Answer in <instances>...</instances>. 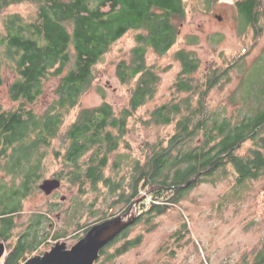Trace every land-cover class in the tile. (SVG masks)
Here are the masks:
<instances>
[{"label":"trees","instance_id":"1","mask_svg":"<svg viewBox=\"0 0 264 264\" xmlns=\"http://www.w3.org/2000/svg\"><path fill=\"white\" fill-rule=\"evenodd\" d=\"M219 1L198 0L208 8ZM25 2L33 6L31 14L8 11L11 5ZM232 5L243 28L251 27L257 38L264 29V0H233ZM185 16V0H0V88L7 84L13 102L9 107L0 103V240L6 246L3 264H22L42 242L39 229L48 221L43 212L32 213L27 228L12 243L9 241L14 237L17 218L24 213L22 202L44 179L51 153L62 162L53 176L78 184L81 192L95 190L102 183L115 196L113 204L129 206L140 196V189L152 191L156 201L148 206L143 202L138 216V221L143 217L152 227L153 218L172 208L186 189L217 171L225 175L228 166L236 175L234 188L264 177V78L257 90L253 86L245 89L249 75V69H245L226 103L219 109L210 108L207 97L211 89L229 83L231 71L242 68L241 61L247 54L236 56L225 67H211L196 79L200 59L185 48L174 52L179 71L171 97L156 104L146 120L147 124H173V133L166 143L148 144L142 163L134 161L129 192L123 189L122 181L104 174L128 131L129 118L155 98L160 72L167 69L148 64V52L167 54L178 40L179 23ZM129 32H135V44L128 59L116 64V77L129 86L127 105L119 113L106 100L81 108L65 128L61 147L57 148L54 141L62 123L93 85L97 63ZM194 41L191 38L189 43ZM54 80L55 98L47 110L40 112L39 99L45 94L46 83ZM182 93L186 96L179 97ZM119 166L120 161L115 160L113 167ZM110 216L113 214L101 220ZM91 225L78 224L77 230L85 228L86 232ZM130 228L100 250L102 256L113 243L125 238L103 263L140 242L141 235L126 239ZM182 228L188 231L185 222ZM184 233L176 230L169 237L177 240ZM51 237L56 240L61 236ZM163 252L169 258L174 254L170 248ZM256 264H264V259Z\"/></svg>","mask_w":264,"mask_h":264},{"label":"rangeland","instance_id":"2","mask_svg":"<svg viewBox=\"0 0 264 264\" xmlns=\"http://www.w3.org/2000/svg\"><path fill=\"white\" fill-rule=\"evenodd\" d=\"M232 2L233 0H220L208 8L204 2L185 0L186 16L179 23L180 34L177 42L163 56L148 52V64H156L160 70L167 69L160 72L155 98L139 107L129 118L128 131L118 150L110 157L104 173L114 181H122L126 192H129L128 182L134 161L140 160L142 163L146 158L148 144L159 141L166 143L173 133V124H147L146 120L156 104L171 97V86L179 71V63L174 58L175 51L185 48L195 52L200 59L196 79H201L211 67H225L236 56L247 54L241 61L242 68L231 71L229 83H219L211 89L207 97L210 108L219 109L226 103V98L238 84L241 72L245 69H249V75L244 88L253 86L257 90L260 86L264 78V29L254 38L251 27L243 28ZM32 10L33 6L28 2L11 5L8 9L11 13L20 12L23 15L31 14ZM263 22L264 20L261 24H264ZM134 34L135 32H129L115 42L97 63L93 85L83 93L79 103L68 112L62 123L59 137L54 141L57 148L61 147L65 128L75 119L81 108L97 106L106 100L119 113L121 108L127 105L129 86L120 83L116 77V64L120 59H128L130 49L135 44ZM191 38L195 41L189 43ZM55 86L56 80L46 83L45 94L40 97L37 105L40 112L51 106L55 98ZM185 96L186 93L179 94V97ZM0 103L3 107L13 105L8 96L7 84L0 88ZM246 146L247 144L240 151ZM115 160L120 161L118 168L113 167ZM61 168L62 162L51 153L44 167V178L54 177ZM222 172H215L206 177L205 181L178 195L172 208L153 218V227L146 223L143 217L135 221L126 239L141 235L140 242L113 260L103 263L106 255L113 253L123 244L125 238H122L108 247L106 253L97 261L101 264H251L252 250L264 248V177L249 180L243 186L234 188V170L228 166L226 174L223 175ZM10 179L8 176L7 182ZM151 192H142L140 189V196L129 206L113 204L115 196L110 194L109 189L102 183H99L95 190L87 188L81 192L78 184L61 179L59 189L50 195H45L37 189L23 200L24 213L17 218L14 237L9 242L12 243L17 235L27 228L32 213L43 212L48 221L39 229L38 238L42 239V242L30 256L41 255L50 250L57 241L64 242L66 248H70L85 234V228L77 230L78 224L93 225L102 221L104 216L111 213L116 216L126 212L131 206L132 212L141 214L143 202L148 206L149 202L156 201ZM184 222L187 232L182 228ZM180 229L185 232L181 238L174 240L169 237ZM53 234H59L61 237L53 240ZM169 248L174 250L170 258L163 252ZM0 264H3V258Z\"/></svg>","mask_w":264,"mask_h":264},{"label":"water","instance_id":"3","mask_svg":"<svg viewBox=\"0 0 264 264\" xmlns=\"http://www.w3.org/2000/svg\"><path fill=\"white\" fill-rule=\"evenodd\" d=\"M60 186L61 180L51 177L42 179L38 189L45 195H50ZM132 207L126 212L93 224L70 248H66L64 242L57 241L50 250L41 255L30 256L22 264H94L100 256V250L135 223L138 215L132 212ZM5 252V243L0 240V260Z\"/></svg>","mask_w":264,"mask_h":264},{"label":"flooded vegetation","instance_id":"4","mask_svg":"<svg viewBox=\"0 0 264 264\" xmlns=\"http://www.w3.org/2000/svg\"><path fill=\"white\" fill-rule=\"evenodd\" d=\"M138 216H139V214H138ZM138 216L136 218V221L138 220ZM263 247H264V244H263ZM263 259H264V248H263V250H257V251L254 248L252 250V253H251V264H256Z\"/></svg>","mask_w":264,"mask_h":264}]
</instances>
